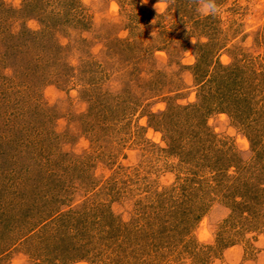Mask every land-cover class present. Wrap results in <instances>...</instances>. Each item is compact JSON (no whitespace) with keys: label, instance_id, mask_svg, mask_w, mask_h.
I'll use <instances>...</instances> for the list:
<instances>
[{"label":"rangeland","instance_id":"obj_1","mask_svg":"<svg viewBox=\"0 0 264 264\" xmlns=\"http://www.w3.org/2000/svg\"><path fill=\"white\" fill-rule=\"evenodd\" d=\"M14 259L264 264V0H0Z\"/></svg>","mask_w":264,"mask_h":264},{"label":"clouds","instance_id":"obj_2","mask_svg":"<svg viewBox=\"0 0 264 264\" xmlns=\"http://www.w3.org/2000/svg\"><path fill=\"white\" fill-rule=\"evenodd\" d=\"M160 7L163 8V4H161ZM203 11L207 12L208 9L205 8V9H203ZM12 264H22V260L14 259V260L12 261Z\"/></svg>","mask_w":264,"mask_h":264},{"label":"trees","instance_id":"obj_3","mask_svg":"<svg viewBox=\"0 0 264 264\" xmlns=\"http://www.w3.org/2000/svg\"><path fill=\"white\" fill-rule=\"evenodd\" d=\"M220 67H221V66H220ZM222 69H223V70H227V68H222ZM218 74H219V73H218ZM219 76H220V74H219ZM221 76H222V75H221ZM221 76H220V77H221ZM71 222H74V220H73V219H70V220H69V225L71 224Z\"/></svg>","mask_w":264,"mask_h":264}]
</instances>
